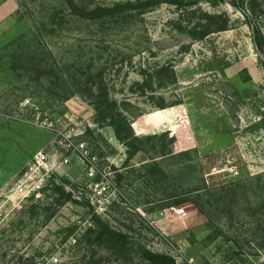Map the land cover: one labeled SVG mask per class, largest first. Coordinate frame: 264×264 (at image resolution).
I'll list each match as a JSON object with an SVG mask.
<instances>
[{
	"label": "rangeland",
	"instance_id": "obj_1",
	"mask_svg": "<svg viewBox=\"0 0 264 264\" xmlns=\"http://www.w3.org/2000/svg\"><path fill=\"white\" fill-rule=\"evenodd\" d=\"M116 1L0 0V264L264 262V0L72 7ZM207 12L228 28L194 36Z\"/></svg>",
	"mask_w": 264,
	"mask_h": 264
},
{
	"label": "trees",
	"instance_id": "obj_2",
	"mask_svg": "<svg viewBox=\"0 0 264 264\" xmlns=\"http://www.w3.org/2000/svg\"><path fill=\"white\" fill-rule=\"evenodd\" d=\"M166 0H127L116 1L112 4H97L95 6H88L76 4L72 2V7L78 14L87 18L95 17H121V16H135L143 14L150 6L159 4ZM176 3L184 2L183 0H172ZM207 22L204 23V28L201 30H194L192 34L198 37H204L213 31L224 30L228 28L230 17H225L217 13H206ZM218 24L216 29H212L211 25ZM260 30H258L259 32ZM92 102L96 109L97 119L99 123L115 124L119 121L127 120L128 116L120 107L118 101L111 97L108 93H100L92 91ZM260 125L264 127V117L261 119ZM261 175H258L260 179ZM264 191V183L262 185ZM264 208V203L262 204ZM121 231L115 229L108 221H101L100 227L97 229L96 240L100 243H105L110 248L117 250L126 247V239H122ZM132 264H177L174 256L168 253L155 252L144 248L142 250V261H137ZM264 264V262L260 263Z\"/></svg>",
	"mask_w": 264,
	"mask_h": 264
},
{
	"label": "built area",
	"instance_id": "obj_3",
	"mask_svg": "<svg viewBox=\"0 0 264 264\" xmlns=\"http://www.w3.org/2000/svg\"><path fill=\"white\" fill-rule=\"evenodd\" d=\"M39 154H40L39 160L45 158V155H44L43 152H40ZM65 160L68 161V158L66 157ZM177 212H179V213H183V212H185V208H184V207H178V208H177Z\"/></svg>",
	"mask_w": 264,
	"mask_h": 264
}]
</instances>
